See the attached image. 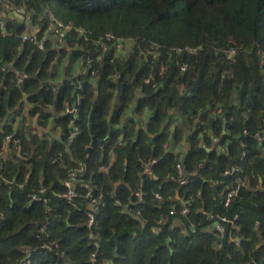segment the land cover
I'll list each match as a JSON object with an SVG mask.
<instances>
[{
    "label": "trees",
    "instance_id": "16d2710c",
    "mask_svg": "<svg viewBox=\"0 0 264 264\" xmlns=\"http://www.w3.org/2000/svg\"><path fill=\"white\" fill-rule=\"evenodd\" d=\"M7 5L22 9L24 19L0 21V155L16 140L24 146L31 136L5 119L29 93L32 103L52 104L60 124L68 129L73 122L78 128L71 140L67 135L68 148L58 140L49 144L48 161L83 171L76 182L79 196L72 200L63 195L68 190L64 183L43 188L37 177L23 185L10 184L9 201L2 178L7 166L0 156V264H92L93 253L95 264H264V140L253 136L264 128V0H0V15ZM49 13L89 30V39L72 30L59 50L49 39L42 48L23 41L25 19L41 25V39L50 25ZM107 32L135 42L127 53L115 47L103 52L94 40ZM154 45L158 56L152 52ZM188 45L199 49L176 52ZM232 49L236 53L230 57ZM67 52L86 69L78 78L82 85L73 120L65 104L75 103L76 84L70 79L59 87L47 82L52 63ZM147 77L160 86L153 88ZM113 97L116 105L110 115ZM136 97L139 114L151 111L145 125L137 129L130 119L88 155L95 101L94 133L105 139L110 125L120 124ZM200 107L205 111L199 124L195 115ZM171 110L184 120L170 132ZM188 121L195 125L190 133ZM244 128L252 135L245 138ZM222 129L229 132L223 138L230 139L227 152L206 151L202 142L209 144L211 135ZM122 132L127 138L121 145ZM9 134L12 139L6 144ZM184 138L189 144L184 157L165 148ZM242 141L246 156L240 160ZM153 157L159 161L149 175L143 165ZM204 157L208 161L202 164ZM179 161L184 175L176 167ZM236 164L242 168L239 174H223ZM241 177L251 187L243 188L225 208V187ZM257 184L261 188L252 191ZM136 190L142 191L140 197ZM88 192L99 198L98 207L91 205ZM177 193L189 200L186 216ZM33 194L42 200H33ZM173 207L177 213L154 234L153 227L160 226L158 221ZM209 213L237 215L220 249L215 247L217 235L208 229ZM90 214L93 227L88 225Z\"/></svg>",
    "mask_w": 264,
    "mask_h": 264
},
{
    "label": "crops",
    "instance_id": "0c3cea01",
    "mask_svg": "<svg viewBox=\"0 0 264 264\" xmlns=\"http://www.w3.org/2000/svg\"><path fill=\"white\" fill-rule=\"evenodd\" d=\"M22 13V9L20 10L19 8H14L7 5L6 11L0 15V21L6 22V20L14 16L22 17V19H24ZM27 20L29 22H32V26L37 30L36 34H38L42 29L41 25L39 26V24H35L32 20H30V18L25 19V24L27 23ZM47 31H45L44 36L42 37L43 39L51 40L53 47L57 50L64 47L65 42L59 41L56 36L49 34V32ZM131 47L132 45L128 46L124 53H127L131 49ZM85 70L86 69L81 60H71L70 52H67L65 56H61L59 53L56 57V60L50 66V77L47 82L53 84L55 87H59L67 79H70L73 83H75L73 81V78H76L77 81H79L78 78L85 72ZM81 85L82 83H80L79 87ZM29 96V93H24L23 98L18 103L15 112H13L12 115L11 113H8L5 117V119H8L14 127L23 128L31 135L28 138L27 144H25L24 146L21 142L9 144L0 155L7 166L4 174L2 175V178L6 183V185L3 186V193L6 199L9 201L10 184L12 183H19L23 185L28 178L35 179L38 177L39 181L43 183L42 187L47 188L48 186L51 187L56 183L63 184L72 171H79L81 169L79 168L68 171L63 166H52V164L48 161L46 152L49 148V144L53 140H58L62 141L65 144V148H68L69 144L67 142V135L69 136L68 139L71 140L70 135L73 131L72 128L75 125L73 126L72 122L67 129L58 121L60 114H53L54 107L52 104L46 103L44 106H42L41 104L32 103L28 101ZM75 98L76 100L74 104H65V111L67 113H69L68 109H71L77 103L78 96H75ZM115 100V97H113L111 102L110 115L116 105ZM136 101L137 97L134 99L133 103H131L130 106L125 110L120 124H112L115 127V130L123 128V126L132 118L136 121L135 127L137 129H140L148 121L149 117H151L150 110H144L141 114L136 111ZM33 108H35V111H32ZM42 112H45L48 115L44 117L42 116ZM76 114L77 111L75 115L70 114L72 115V120L76 118ZM177 119L178 123H181L184 120L180 115L177 117ZM41 121H43L44 124H42ZM188 124L191 129L187 130V132L190 133L195 125H191L190 121H188ZM126 138L127 136L122 132L118 137V141H123ZM188 147L189 144L184 138L177 147H169V145H166L165 148L169 151L175 152V154H178L179 157H184ZM113 156L114 155L112 154V157ZM180 198L181 196L177 193L176 199ZM179 222L180 220H176L177 224Z\"/></svg>",
    "mask_w": 264,
    "mask_h": 264
},
{
    "label": "built area",
    "instance_id": "2783aa9c",
    "mask_svg": "<svg viewBox=\"0 0 264 264\" xmlns=\"http://www.w3.org/2000/svg\"><path fill=\"white\" fill-rule=\"evenodd\" d=\"M49 16H50L51 21H50V25L47 29L48 30L47 32H49V34H51L53 36H56L59 39V41H61V42L65 41L66 38L72 32V30H74L78 35L83 36L85 39H87V40L89 39V37H90L89 34L91 33L89 30H87L83 27H73L71 25L65 24L63 21L58 19V17L56 15H54L53 13H49ZM0 20H1V18H0ZM36 32H37V30L35 28H33L32 22H29L27 20V23L25 24L24 29L21 33V39L23 41L37 42L40 45V47L42 48L44 46L43 45L44 39L43 38L38 39ZM134 42H135V40L132 38H126L123 36H115L114 34H112L110 32H107V33H105L104 36H101V37L94 40V43L99 45L103 52L111 49V47H115V49L118 53H120V52L123 53L126 50V48L128 46L133 45ZM198 49H199V47H197V46L188 45L185 47H178L176 49V52L179 54H181L183 52H188L190 54H193ZM152 52L155 56H158L160 53L159 48L156 45H154L152 47ZM235 53H236V49H232L231 51H229V56L231 57ZM261 60H262V63L264 64V53H262V55H261ZM187 68H188L187 64H183L181 66V69L183 71H186ZM93 74H95V71H93ZM22 76L25 77V76H27V74L23 73ZM21 80L22 79H19V82H21ZM145 82L151 83L153 88H158L160 86V83L156 79H154L153 77H147L145 79ZM181 90L185 91L183 86L181 87ZM77 104H78V100H77V103L71 109H68V112L70 114L75 115V113L77 111ZM204 111H205V108L200 107L197 110V113L195 115L198 117V119L196 117V122L199 124H200V120H201V115L204 113ZM170 113H173V116L171 117L170 123L168 124V130L171 132L174 130V127H175L176 123L178 122V119H177V117H175L176 112L174 110H171ZM199 117H200V119H199ZM73 126H74V123H73ZM198 127H200V126L198 125ZM72 130L73 131L71 132V135H70L71 138L75 137L78 133V128L76 126H74L72 128ZM228 133H229L228 130L222 129L221 133L211 135L209 144H206L204 141L202 142L204 149L208 152L216 151L219 154H225L227 152V149H228V146L230 143V139L224 140L223 138ZM243 134H244L243 136L245 138L252 135L247 128L243 129ZM253 136L259 140H264V128L255 132L253 134ZM11 139H12V135L11 134L7 135L6 144L10 143ZM18 142L19 141L16 140L13 143H18ZM120 144L122 145V144H124V142L120 141ZM178 145H176V147ZM242 147L244 148V150L242 151V153L239 157L240 160H243L244 157L246 156V151H245L246 143L244 141H242ZM158 161H159L158 157H153L150 161L146 162L143 165L144 173L152 175L151 165L157 163ZM207 161H208L207 157H204L201 162H202V164H205ZM176 167L179 170L180 175H184L185 167H184L182 161H179L176 164ZM82 171H83V168H81L79 171L78 170L72 171L70 173L69 177L64 181V184L68 188V190L63 195L66 198H68L69 200H72L75 197L79 196V194L76 190V182L78 180V176H79L80 172H82ZM241 171H242L241 166L239 164H236V165L232 166L231 168L226 169L223 174L225 176L232 177V176L239 174ZM217 183H219V181L215 182V184H217ZM248 187H251L250 181H248L247 178H242V177L236 179L234 184H228L225 187V198L223 201V206L225 208L230 207L232 200L239 195L240 191L243 188H248ZM258 187L261 188V185L259 186V184H257L256 186L252 187V191L256 190ZM40 191L43 192L44 189H41ZM134 194L136 197H140L142 194V191L136 190ZM87 197L91 198L90 203L93 207L99 206V203H100L99 198L92 196L91 192L87 193ZM155 197L159 200L161 199V196L158 193L155 195ZM32 199L33 200H42V197L39 194H33ZM44 201L46 202V199H44ZM180 201L184 204L183 208L181 209V214L186 216L187 214L190 213V205L188 204L189 200H185L184 197H181ZM176 213H177V210L175 207H173L170 210L168 215H166L164 218H162L158 221L160 226L153 227L152 232L154 234H157L160 231H162L161 226L163 224H166L168 222V219L170 218V216H174ZM208 219L211 221V224L209 225L210 228H208V229H210L211 231H213L217 235V241L215 243V247L217 249H220V248H222L223 242L225 241V238L227 235V230L229 228L235 226V221L237 219V215L234 217H230V216H227V215L222 214V213H209ZM88 225H89V227H93L95 225V218H94L93 214L89 215ZM191 226L194 227L193 224ZM172 227H173V225L169 226L170 229H172ZM228 233H230V230H228ZM91 237L95 238V234L92 233ZM229 237H230V239L233 238L232 235H230ZM236 239H239V238H236ZM96 244H97V242H96ZM95 262H96V254L93 253L92 254V264H95ZM28 263H29V261H26L22 264H28Z\"/></svg>",
    "mask_w": 264,
    "mask_h": 264
},
{
    "label": "water",
    "instance_id": "95a60500",
    "mask_svg": "<svg viewBox=\"0 0 264 264\" xmlns=\"http://www.w3.org/2000/svg\"><path fill=\"white\" fill-rule=\"evenodd\" d=\"M73 81L75 82V84H77V88L75 90V96L77 97L78 96L77 93H78V89H79L80 82L77 81L76 78H73ZM96 106H97V101H95V103L93 105V109H92L91 114H90V132H91V135H92V141H91L90 146L88 147V155L90 154V152L92 151V149L94 147L103 146L107 141H109V139L111 138L112 134L115 131V127L113 125H110V130H109L108 136L105 139H98L95 136L94 126H93V114H94V111L96 109ZM9 113H10V111H9ZM126 212H128L131 216H133L136 219H138L139 221H141L143 225L145 224L144 221L142 220V218L139 215L133 214L128 209H126Z\"/></svg>",
    "mask_w": 264,
    "mask_h": 264
}]
</instances>
